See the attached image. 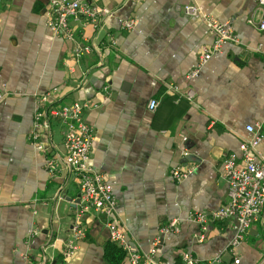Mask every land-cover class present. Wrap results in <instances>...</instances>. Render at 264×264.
<instances>
[{
	"label": "crops",
	"instance_id": "crops-1",
	"mask_svg": "<svg viewBox=\"0 0 264 264\" xmlns=\"http://www.w3.org/2000/svg\"><path fill=\"white\" fill-rule=\"evenodd\" d=\"M50 1L0 0V264H128L127 254L119 262L107 254L104 217L86 216L78 250L64 254L79 189L66 167L50 172L47 155L31 137L43 95L58 107L85 98L99 103L87 113L96 133L90 163L112 183L116 219L133 248L147 253L155 246L154 264H182L185 250L198 264L216 256L215 264H264L261 222L249 228L233 254L228 246L235 215L210 219L203 240L201 225L187 218L191 210L210 211L228 202L224 158L252 138L248 124L264 120L258 3L89 0L111 14L98 25L70 18L72 40L50 30ZM186 4L229 21L239 36L192 80L187 75L214 35L203 19L185 13ZM128 19L136 20L131 30L123 27ZM77 44L92 49L79 61ZM189 88L193 100L185 94ZM151 99L158 102L155 111L149 109ZM62 132V124L58 133L52 129V150L60 155ZM178 167L190 170L182 180L173 176ZM174 217L180 218L179 231L162 234L155 243L160 226ZM35 227L39 232L33 235Z\"/></svg>",
	"mask_w": 264,
	"mask_h": 264
},
{
	"label": "built area",
	"instance_id": "built-area-1",
	"mask_svg": "<svg viewBox=\"0 0 264 264\" xmlns=\"http://www.w3.org/2000/svg\"><path fill=\"white\" fill-rule=\"evenodd\" d=\"M260 9L258 25L264 30V0H255ZM186 14L196 19H203L214 35L213 45L205 50L197 67L187 75L189 80L200 75L201 68L214 55L220 53L227 43L239 42V36L229 21H221L214 15L204 13L197 5L186 4ZM47 23L55 35H64L74 39L69 19L87 18L98 25L104 17L111 14L108 7L93 5L89 0H51L48 4ZM253 20H249L251 23ZM136 20L128 19L123 27L131 30L135 27ZM91 47L77 44L74 49V59L79 61L81 54L90 53ZM172 88L179 90L178 85ZM189 100H193L195 92L192 88L186 91ZM158 102L149 101V109L155 111ZM99 108V103L91 99H78L56 106L49 95L38 99V106L34 115V127L31 137L35 146L47 155L49 170L55 174L64 166L69 171L79 189L75 200V220L71 227V236L65 241L64 254L71 256L79 248L80 240L85 236L87 225L86 216L104 217L105 227L109 239L118 243L127 252L128 264H154L156 262L157 248L153 246L149 252L141 253L128 242L127 230L116 219L117 197L113 185L104 172L96 170L90 163L96 133L94 127L87 120L90 110ZM57 119L63 126V146L65 154L60 155L52 150V119ZM247 132L253 136L250 140L240 143L239 152H231L223 161V173L228 181V202L216 209L191 210L187 218L198 222L202 227L200 240L205 238V230L210 219L218 220L235 215L237 218L236 231L230 240L228 250L235 254L238 246L244 241L249 228L256 222L264 225V120L246 126ZM190 170H181L179 167L173 172L177 180H182ZM180 229V218L174 217L162 224L155 243L160 242V236ZM39 232L37 227L32 229V234ZM27 258L28 254L25 253ZM182 264H198V257L191 251L185 250L181 254ZM220 256L208 261L215 264ZM235 261H239L238 258Z\"/></svg>",
	"mask_w": 264,
	"mask_h": 264
},
{
	"label": "trees",
	"instance_id": "trees-1",
	"mask_svg": "<svg viewBox=\"0 0 264 264\" xmlns=\"http://www.w3.org/2000/svg\"><path fill=\"white\" fill-rule=\"evenodd\" d=\"M107 254L111 255L110 259L114 262L121 261L127 254V252L115 241L109 240L106 244Z\"/></svg>",
	"mask_w": 264,
	"mask_h": 264
},
{
	"label": "rangeland",
	"instance_id": "rangeland-1",
	"mask_svg": "<svg viewBox=\"0 0 264 264\" xmlns=\"http://www.w3.org/2000/svg\"><path fill=\"white\" fill-rule=\"evenodd\" d=\"M61 123H60V121L59 120H57V119H52V125H53V130L55 131V132H57L58 133V130H59V125H60Z\"/></svg>",
	"mask_w": 264,
	"mask_h": 264
},
{
	"label": "water",
	"instance_id": "water-1",
	"mask_svg": "<svg viewBox=\"0 0 264 264\" xmlns=\"http://www.w3.org/2000/svg\"><path fill=\"white\" fill-rule=\"evenodd\" d=\"M189 157V156H188ZM72 197L71 196H67V200H71ZM45 264V263H44Z\"/></svg>",
	"mask_w": 264,
	"mask_h": 264
}]
</instances>
